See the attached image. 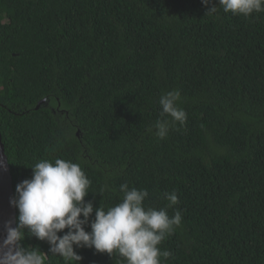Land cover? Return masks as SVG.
Listing matches in <instances>:
<instances>
[{"label": "trees", "instance_id": "trees-1", "mask_svg": "<svg viewBox=\"0 0 264 264\" xmlns=\"http://www.w3.org/2000/svg\"><path fill=\"white\" fill-rule=\"evenodd\" d=\"M217 7L0 0V136L14 198L37 162L70 160L94 208L121 202L124 183L148 190L145 208L177 193L167 212L182 221L158 246L172 254L161 264H264V12ZM175 89L187 120L160 139L154 125L170 117L158 101ZM25 232L22 246L49 254ZM74 250L79 264H126ZM46 264L68 262L49 254Z\"/></svg>", "mask_w": 264, "mask_h": 264}, {"label": "clouds", "instance_id": "clouds-1", "mask_svg": "<svg viewBox=\"0 0 264 264\" xmlns=\"http://www.w3.org/2000/svg\"><path fill=\"white\" fill-rule=\"evenodd\" d=\"M201 3L207 6L208 15L218 12L217 5L225 13L244 17L264 12V0H215V3L201 0ZM180 100L178 89L160 97L161 115L170 120L156 121L154 129L158 138H166L170 123L186 122L187 113L178 106ZM0 167H4L3 161ZM30 168L31 178L17 184L16 197L10 199L19 215L15 227L11 220L3 225L5 236L0 241V264H46L49 254L63 258L68 264H79L82 257L74 248H93L109 256L116 253L126 264H161V258L167 260L172 255L158 246L182 221L181 210H175L171 217L167 212V207L179 203L175 191L164 194L169 204L157 210L144 207L143 202L149 195L147 189H129L124 183L119 186L123 194L121 202L107 209L94 208L91 201L84 200L91 181L80 164L57 158L54 163L41 160ZM93 213L94 219L90 221ZM85 226L91 230L86 231ZM25 230L27 235L46 241L49 254L22 246Z\"/></svg>", "mask_w": 264, "mask_h": 264}, {"label": "water", "instance_id": "water-1", "mask_svg": "<svg viewBox=\"0 0 264 264\" xmlns=\"http://www.w3.org/2000/svg\"><path fill=\"white\" fill-rule=\"evenodd\" d=\"M43 101V100H42ZM40 101L36 108H38ZM0 161H3L4 167H0V241L3 240L5 233L3 225L6 221H13V227L16 225V208L10 204V199H14L12 178L9 171V164L4 153V147L0 136Z\"/></svg>", "mask_w": 264, "mask_h": 264}]
</instances>
